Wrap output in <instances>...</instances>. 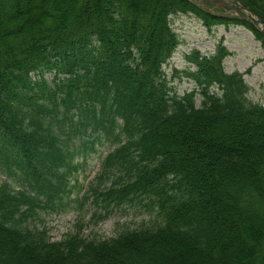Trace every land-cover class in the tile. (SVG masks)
Returning <instances> with one entry per match:
<instances>
[{
  "label": "trees",
  "instance_id": "obj_1",
  "mask_svg": "<svg viewBox=\"0 0 264 264\" xmlns=\"http://www.w3.org/2000/svg\"><path fill=\"white\" fill-rule=\"evenodd\" d=\"M234 1L264 25V0ZM179 14L225 20L192 0H0V264H264V105L223 43L187 56L195 88L177 94ZM106 141L95 202L147 199L157 221L103 241L31 228Z\"/></svg>",
  "mask_w": 264,
  "mask_h": 264
},
{
  "label": "rangeland",
  "instance_id": "obj_2",
  "mask_svg": "<svg viewBox=\"0 0 264 264\" xmlns=\"http://www.w3.org/2000/svg\"><path fill=\"white\" fill-rule=\"evenodd\" d=\"M208 14L225 19L211 29L199 17L193 14H179L171 17L172 27L180 38V45L173 57L164 65L170 86L179 96L194 90L195 83L185 77L186 70H195L194 63L187 56L193 51L203 55L213 54L218 45H223L231 52L224 62L226 72H248L245 79L251 91L249 98L264 105V52L255 35L244 26L233 23L238 3L234 0H193ZM226 4V5H225ZM236 11H238L236 9ZM52 76H49V79ZM198 104L201 98H197ZM116 148L110 142L98 144L97 151L89 153L86 160H78L82 166L70 182L72 195L58 213L41 209L38 218L29 220L31 228L46 229L52 242H61L79 231L84 239L103 241L116 237L127 229H139L157 221L158 214L150 208L149 200L124 203L117 207L101 200L95 202L92 187L96 189L104 159ZM4 168V167H3ZM11 183V179L0 168V184ZM79 203H83L82 209ZM100 216L106 218L98 220ZM82 226V229H81Z\"/></svg>",
  "mask_w": 264,
  "mask_h": 264
},
{
  "label": "water",
  "instance_id": "obj_3",
  "mask_svg": "<svg viewBox=\"0 0 264 264\" xmlns=\"http://www.w3.org/2000/svg\"><path fill=\"white\" fill-rule=\"evenodd\" d=\"M239 10L244 12L248 16L244 19H246L251 25L255 26V22L260 23L259 20H255V18L252 16V14L250 12H248L247 10H245L243 7L239 6ZM237 14L241 15V13L239 11H237ZM260 31L264 35V27Z\"/></svg>",
  "mask_w": 264,
  "mask_h": 264
}]
</instances>
